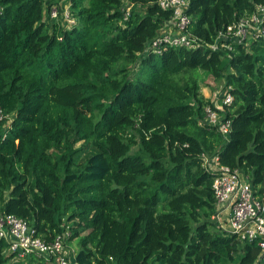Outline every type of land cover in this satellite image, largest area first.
<instances>
[{
	"label": "trees",
	"instance_id": "obj_1",
	"mask_svg": "<svg viewBox=\"0 0 264 264\" xmlns=\"http://www.w3.org/2000/svg\"><path fill=\"white\" fill-rule=\"evenodd\" d=\"M59 2L0 0V214L47 242L69 228L81 264H255L256 244L213 220L203 157L264 196V37L209 48L264 0H191L206 45L161 55L146 48L172 12L156 0H66L71 26L50 18ZM202 72L231 88V105L203 96ZM208 106L231 121L229 140L205 123Z\"/></svg>",
	"mask_w": 264,
	"mask_h": 264
},
{
	"label": "built area",
	"instance_id": "obj_2",
	"mask_svg": "<svg viewBox=\"0 0 264 264\" xmlns=\"http://www.w3.org/2000/svg\"><path fill=\"white\" fill-rule=\"evenodd\" d=\"M60 2L64 5L63 13L60 15L58 6L53 5L49 13L51 20H62L68 26L74 25L76 19L72 16V6L67 5L66 0ZM156 2L162 9L171 11L172 16L164 25L163 32L148 43V52L161 55L172 48L197 50L206 45L190 30L192 18L188 11L191 0ZM131 7V4L123 7L124 21L129 19ZM261 37H264V5H259L251 16L240 19L220 31L209 48L231 51L235 43L250 44ZM230 89H224L223 97H220V94L215 95L213 101L217 110L221 111L224 105L233 103ZM215 99L221 101L220 105ZM4 119V112L0 108V125ZM205 123L218 127L223 138L229 140L231 121L221 120L219 112L210 106L206 108ZM10 124L11 121H8L4 128ZM203 160V166L213 174L216 198L213 220L217 228L227 236H236L241 242L255 243L259 250L255 264H264V196L259 195L249 179L237 169L222 165L218 156H204ZM70 236L68 228L54 240L47 242L37 235L35 228L27 220L12 214H0V240L8 241L7 251L9 255H14L13 260L25 261V264H81L77 260V251L68 245L71 242Z\"/></svg>",
	"mask_w": 264,
	"mask_h": 264
},
{
	"label": "rangeland",
	"instance_id": "obj_3",
	"mask_svg": "<svg viewBox=\"0 0 264 264\" xmlns=\"http://www.w3.org/2000/svg\"><path fill=\"white\" fill-rule=\"evenodd\" d=\"M62 1V0H61ZM61 7L64 8V5L59 2ZM46 9L44 8V19L48 20V14L46 13ZM72 25V24H70ZM117 68H120L117 67ZM137 69V68H136ZM135 69V70H136ZM133 72V71H132ZM202 79H201V92L205 98L214 100L216 94H220V97H223L224 94V83L216 82L208 73L202 72ZM216 103L220 105L221 101L216 100ZM70 248L74 249L75 251L78 250V240L71 241L68 244ZM6 255H9L8 251H6ZM8 264H25V261H21L18 259H12L9 261Z\"/></svg>",
	"mask_w": 264,
	"mask_h": 264
}]
</instances>
